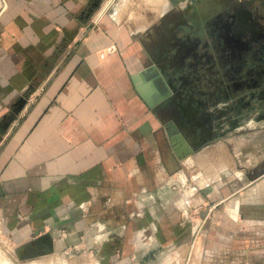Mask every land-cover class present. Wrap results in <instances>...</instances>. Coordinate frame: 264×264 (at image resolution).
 Returning a JSON list of instances; mask_svg holds the SVG:
<instances>
[{"label":"crops","instance_id":"obj_1","mask_svg":"<svg viewBox=\"0 0 264 264\" xmlns=\"http://www.w3.org/2000/svg\"><path fill=\"white\" fill-rule=\"evenodd\" d=\"M109 1L0 0V264L23 243L84 248L52 264H153L185 232L201 181L189 171L213 156L236 170L224 142L199 152L172 103L149 107L133 84L147 9L171 3L138 1L149 15L129 22L133 1Z\"/></svg>","mask_w":264,"mask_h":264},{"label":"rangeland","instance_id":"obj_2","mask_svg":"<svg viewBox=\"0 0 264 264\" xmlns=\"http://www.w3.org/2000/svg\"><path fill=\"white\" fill-rule=\"evenodd\" d=\"M121 1L110 0L107 12ZM130 1H133L132 8H121L118 14L132 22L139 16L149 15L147 10H150L152 20L158 21L174 7L175 10L182 5L187 7L190 0H182L183 4L177 6L172 3L178 0H167L171 6L165 5L160 11L144 9L139 3L141 0ZM226 67L231 87L222 80L220 69L215 72L213 84L200 93L208 100L198 106L197 115L188 118L193 122L200 121V127L185 133L183 126L181 133L194 141L193 147L199 152L204 150L203 147L224 142L236 170L221 167L223 163L219 156H213V162L205 160L208 168L200 167L199 173L194 175L189 171L187 179L196 180L195 175H198L201 181L196 186L194 206L187 215L185 232L176 247L156 258L153 264H264V97L260 93L264 90V76H256L243 62L240 65L235 59L226 61ZM255 79L262 87L255 85ZM227 90L229 98L225 96ZM213 122L215 127L209 128ZM195 133L197 135L192 138ZM198 140L200 144L196 146ZM202 177L211 182L203 184ZM243 177L249 180L247 184H241L239 179ZM80 236L77 245L84 246V236ZM0 237L4 241L1 234ZM181 246H185L182 257L178 254ZM82 253L84 248L80 247L69 249L65 254L55 253L54 257L70 258L72 254ZM197 258L198 262L193 263Z\"/></svg>","mask_w":264,"mask_h":264},{"label":"flooded vegetation","instance_id":"obj_3","mask_svg":"<svg viewBox=\"0 0 264 264\" xmlns=\"http://www.w3.org/2000/svg\"><path fill=\"white\" fill-rule=\"evenodd\" d=\"M188 6H173L151 26L146 40L148 65L156 66L168 88L163 100L177 109L180 132L194 125L188 118L208 100L200 93L212 83L213 74L220 69L228 82L226 61L243 62L248 71L264 76V0H192ZM253 82L262 87L258 79ZM260 93L264 97V90ZM208 127L214 128V122Z\"/></svg>","mask_w":264,"mask_h":264},{"label":"water","instance_id":"obj_4","mask_svg":"<svg viewBox=\"0 0 264 264\" xmlns=\"http://www.w3.org/2000/svg\"><path fill=\"white\" fill-rule=\"evenodd\" d=\"M131 78L133 80V84L137 92L149 107H153L159 102H161L164 98V95H166L169 92L165 82L163 81L159 71L157 70L154 64L150 63L148 65L147 63L143 68L139 69L138 71L132 72ZM200 123H201L200 121L194 123L193 127L191 125H187L184 132L187 133V131L190 132L193 129L195 130V128H197L198 126L200 127L201 125ZM202 123H204V121ZM196 135L197 133H195L192 136V138L195 137ZM239 180L242 182L241 184L243 183L247 184L249 181L246 177H243ZM241 184L239 188H241ZM47 253L44 254L38 253L40 256L34 261V263L38 264L42 260L41 256H46L48 255ZM15 263L31 264L32 261L23 258L20 259L15 258Z\"/></svg>","mask_w":264,"mask_h":264},{"label":"bare ground","instance_id":"obj_5","mask_svg":"<svg viewBox=\"0 0 264 264\" xmlns=\"http://www.w3.org/2000/svg\"><path fill=\"white\" fill-rule=\"evenodd\" d=\"M2 249L0 247V252L3 251ZM47 254L48 255H46V256H41L42 260L38 264H52L51 259L55 260V257H54L55 252L52 251V252L47 253ZM7 255L10 258V260L5 264H16L15 258L27 259L29 261H32L31 264H33L34 261L40 256L36 250L32 249L30 243H23V244L11 247L9 249V251L7 252Z\"/></svg>","mask_w":264,"mask_h":264},{"label":"built area","instance_id":"obj_6","mask_svg":"<svg viewBox=\"0 0 264 264\" xmlns=\"http://www.w3.org/2000/svg\"><path fill=\"white\" fill-rule=\"evenodd\" d=\"M90 28V27H89ZM29 100H33V98H29ZM32 101H30V103H31Z\"/></svg>","mask_w":264,"mask_h":264}]
</instances>
